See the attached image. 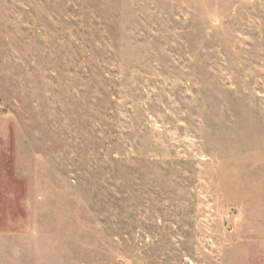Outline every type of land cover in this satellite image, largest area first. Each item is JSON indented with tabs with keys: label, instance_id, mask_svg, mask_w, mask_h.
Wrapping results in <instances>:
<instances>
[{
	"label": "rangeland",
	"instance_id": "rangeland-1",
	"mask_svg": "<svg viewBox=\"0 0 264 264\" xmlns=\"http://www.w3.org/2000/svg\"><path fill=\"white\" fill-rule=\"evenodd\" d=\"M0 237L264 264V0H0Z\"/></svg>",
	"mask_w": 264,
	"mask_h": 264
},
{
	"label": "crops",
	"instance_id": "crops-1",
	"mask_svg": "<svg viewBox=\"0 0 264 264\" xmlns=\"http://www.w3.org/2000/svg\"><path fill=\"white\" fill-rule=\"evenodd\" d=\"M7 239L0 237V264H29L25 263L22 253L16 252L14 249L11 253L6 248Z\"/></svg>",
	"mask_w": 264,
	"mask_h": 264
}]
</instances>
